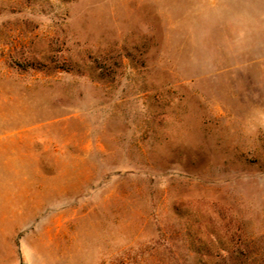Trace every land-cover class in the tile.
<instances>
[{
    "label": "rangeland",
    "instance_id": "rangeland-1",
    "mask_svg": "<svg viewBox=\"0 0 264 264\" xmlns=\"http://www.w3.org/2000/svg\"><path fill=\"white\" fill-rule=\"evenodd\" d=\"M6 236L14 264H264V0H0Z\"/></svg>",
    "mask_w": 264,
    "mask_h": 264
},
{
    "label": "crops",
    "instance_id": "crops-1",
    "mask_svg": "<svg viewBox=\"0 0 264 264\" xmlns=\"http://www.w3.org/2000/svg\"><path fill=\"white\" fill-rule=\"evenodd\" d=\"M14 213L17 214L19 217H21L23 215V211H21V210L16 211ZM15 230L16 229L14 228L13 231H15ZM11 236H13V235H11ZM6 239H7V236L5 237V243H4V246L2 247L3 254L2 253L0 254V264H14V261H13L14 260L13 259L14 258L13 257L14 256L13 249H12V246H10L11 251L7 250ZM10 239H11V237H10Z\"/></svg>",
    "mask_w": 264,
    "mask_h": 264
}]
</instances>
